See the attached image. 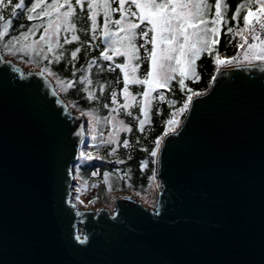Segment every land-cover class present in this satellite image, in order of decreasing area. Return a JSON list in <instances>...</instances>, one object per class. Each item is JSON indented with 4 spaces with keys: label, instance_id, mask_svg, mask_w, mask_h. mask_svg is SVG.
Wrapping results in <instances>:
<instances>
[{
    "label": "water",
    "instance_id": "1",
    "mask_svg": "<svg viewBox=\"0 0 264 264\" xmlns=\"http://www.w3.org/2000/svg\"><path fill=\"white\" fill-rule=\"evenodd\" d=\"M38 72L13 62L12 85L0 82L8 226L26 227L39 241L0 254L3 264H264V65L220 69L164 137L156 208L119 196L113 213L75 203L88 121ZM241 226L242 243L219 242Z\"/></svg>",
    "mask_w": 264,
    "mask_h": 264
},
{
    "label": "snow or ice",
    "instance_id": "2",
    "mask_svg": "<svg viewBox=\"0 0 264 264\" xmlns=\"http://www.w3.org/2000/svg\"><path fill=\"white\" fill-rule=\"evenodd\" d=\"M76 6L83 11L85 0H51V2L47 0H0V43H2L5 55L20 57L23 54L28 56L29 60L35 56L37 63L43 59L45 66L41 67L37 74L44 77H57V73L49 65L65 57L61 44L67 45L70 40L80 42V37L75 34L76 24L73 22L76 18ZM210 7L208 0H86V16L90 22L91 40L85 39L82 42L88 46L83 49L84 54L87 55L92 47L102 45V50L98 55L99 60L112 62L114 57L123 58V62L115 63V68L119 70L123 78V88L120 89V93L124 97L122 107L125 111L129 108L128 101L136 100V95L129 91V85L143 86L142 91L137 94L141 97L139 113L142 117L136 125L138 129L143 131V126L150 122L148 112L150 102L157 98L153 96L154 92L160 89L171 90L178 85L180 91L184 93L181 106L173 109L165 121L164 133L157 136L153 142L154 146L149 152L153 158V164L157 163L158 155L163 156L167 152L170 141L164 138L165 135L174 132L182 123L179 117L189 109L193 97L202 95L192 88H187L185 91L186 80L201 78L197 61L203 63V58L206 56L217 69L238 64L240 61L239 55L221 56L219 52L222 19L227 23L222 10L226 6L222 5V0H215V11L209 16ZM238 11L239 8H237ZM112 13H118L119 18L113 19ZM101 14L103 23L98 25L97 17ZM21 16L30 23L17 24L16 21ZM253 17H255L254 23L259 26V32H264V3H261L259 11L255 14L249 9L243 15V28H237L235 32L232 27L227 28V34L240 35L243 43L237 42L235 48L238 52L243 50V59L250 66L256 62L264 64V39H259L257 43L258 30L250 23V18ZM236 19V13H233L231 20ZM16 28L26 30L16 32ZM40 29L42 31H38ZM246 30L251 34L250 43L247 36L243 35ZM61 32L65 33L63 37L60 35ZM97 34L101 39L99 43L93 44ZM37 35L38 40H29L30 37ZM138 38L143 43H138ZM146 44H150V49L144 47ZM141 48H143V55L140 54ZM81 51V47H74L70 51L73 62ZM145 59L146 70L138 75L141 61ZM95 63L97 59L90 61L89 67ZM0 65H2L0 82L10 87L13 78L9 74V69L12 68L13 60L0 56ZM80 80L83 82L86 77L82 75ZM56 84L57 87L75 86L72 79L60 80L58 77ZM99 90L104 92L103 84L99 86ZM158 98L165 99L162 92L159 93ZM87 99H93L92 91L88 92ZM111 104L117 105L115 91L111 92ZM104 107L109 109L108 104ZM111 112L112 109H109L110 116ZM107 122L116 131H120L121 127L124 130H130L129 126L122 121L114 122L109 118ZM111 135L114 137V133ZM107 143L113 144L114 139H109ZM122 143L124 147H127L129 139L124 138ZM114 151L115 148H110L109 155ZM80 156L88 160L94 158L91 152L82 151ZM104 175L107 177L108 173ZM6 190L7 169L3 161H0V254H7L10 249L27 251L39 242L38 237L26 227L16 230L9 228ZM26 195V192H22V200ZM80 202L83 203V201ZM73 238L80 244L86 240V237L82 238L80 234H75ZM242 241V226L219 238L221 243L240 244ZM0 264L3 262L0 261ZM12 264H34V262L20 259L13 261ZM161 264H170V262L165 259Z\"/></svg>",
    "mask_w": 264,
    "mask_h": 264
},
{
    "label": "trees",
    "instance_id": "3",
    "mask_svg": "<svg viewBox=\"0 0 264 264\" xmlns=\"http://www.w3.org/2000/svg\"><path fill=\"white\" fill-rule=\"evenodd\" d=\"M47 2H51V0H47ZM208 3L211 5L209 9V16H211L215 11V0H208ZM222 5L226 6L222 10L227 23L222 19L219 52L221 56H233L237 52L235 44L241 38L240 35L233 36L232 34H227V28L232 27L234 32L237 28H243V15L249 9L255 14L259 5L257 0H222ZM237 8H239L238 12ZM233 13H236L237 16L235 21L231 20ZM111 15L113 19L119 18L118 13H112ZM75 17L73 21L76 24L75 34L80 37V42L70 40V43L67 45L61 44V49L65 51V57L61 58L59 62L53 61V64L49 65L57 73V77L60 80L72 79L74 82V87H68L66 85L58 87L63 90L62 96L64 101H67L76 112L79 111L84 114L90 113L95 118L96 125L100 131L109 128L107 120L113 117L121 118L130 129L123 131L119 135L118 140L113 144L108 143L105 145L101 141L95 143L89 151L94 158L85 160L78 166L79 177L81 181L88 182L91 187H97L98 193H95L94 203L104 202L110 192L127 191V189H130L135 193L143 194L150 187L151 180L157 168V164L152 163L153 158L149 155L150 149L154 146L153 142L155 138L164 133L165 121L169 118L173 109L181 106L184 93L180 91L178 85L171 90L160 89L155 92L154 96L157 98L151 101L148 110L150 122L143 126V131L138 129L136 125L139 123V118L142 117H140L139 113L141 97L137 94L142 91L143 86L129 85V91L133 95H136V102L131 103L128 110L125 111L122 107L124 97L120 93V89L123 88V78L119 74V70L115 68V63L123 62V58L114 57L112 62L99 60L98 55L99 51L102 50V45L100 47H92L87 52V55H85L83 49L88 46L82 42L85 39L91 40L90 22L86 16V0L83 11L79 6H76ZM40 19L43 20V18ZM16 23L27 25L30 22L21 16L17 19ZM97 23L98 25H102V14L97 17ZM20 30L26 29H15L16 32ZM38 31H42V29ZM60 35L63 37L65 33L61 32ZM38 39V35L29 38L30 41ZM100 39L99 34H97L93 44L99 43ZM138 43H143V41L138 38ZM74 47H81L82 51L78 53L77 59L73 62L70 51ZM144 47L150 49V44H146ZM140 54L143 55V48L140 49ZM18 59L23 60L25 63L35 65L38 68L45 66V61L41 59L37 63V57L35 56L29 60L28 56L21 54ZM93 59H97V63L91 64L89 67V62ZM197 63L199 64L198 72L201 78L199 80H186L185 91L187 88H192L195 92L203 94L210 88L213 82L216 67L206 56L203 58V63H200V61H197ZM146 67L145 59L141 61V68L138 69V75H141L146 70ZM73 72H75V75H73ZM82 75L86 77V80L83 82L80 80V76ZM57 77L51 78L56 82ZM101 84L104 85V92H100L99 90ZM89 91H92V100L87 99ZM112 91L116 92V106L111 104ZM160 92L163 93L164 100L158 98ZM105 104H108L109 109H112L111 116L109 109L104 107ZM157 109L159 111H156ZM187 113L183 115L184 119ZM124 138L129 139V145L127 147L123 146L122 140ZM110 148H115V151L111 155H109ZM83 150L86 151L85 148ZM95 157L99 158L97 159ZM105 173H108L107 177H110V183L107 182Z\"/></svg>",
    "mask_w": 264,
    "mask_h": 264
},
{
    "label": "rangeland",
    "instance_id": "4",
    "mask_svg": "<svg viewBox=\"0 0 264 264\" xmlns=\"http://www.w3.org/2000/svg\"><path fill=\"white\" fill-rule=\"evenodd\" d=\"M252 19L253 18H251L250 21ZM0 48L2 50V55L6 59H12L13 62L16 63V65H18V66H22L23 65V69L26 72L29 73V72H32L34 70H39L40 69V68H38L35 65L25 63L23 60L18 59V57H7L5 55V53H4L2 43H0ZM235 65L236 64L223 66L220 69L233 67ZM245 65H248V63L247 62L244 63V66ZM220 69L216 68L214 77H215V75L218 73V71ZM51 80H52V78H51ZM53 82L55 83L57 93L62 96L63 90L61 88L59 89L57 87L55 81H53ZM154 95H155V92L153 93V96ZM134 102H136V100L135 101H132V100L128 101L129 105L131 103H134ZM150 104H151V102H150ZM188 111H189V109H187L186 113ZM78 113L83 114L86 117L87 121H88V129H87V132L85 134V138H84L83 143H82L81 152L82 151L83 152H89L92 149L93 145L95 143H97L98 141H104L103 144H105V145L108 144L107 141L109 139H114V142H116L118 140V138H119V135L123 131H127V130H124L123 127H121L120 131H116L115 128L111 127L110 125H109L108 129L100 131L98 126L96 125L95 118L90 113L84 114V113L79 112V111H78ZM185 114H181L180 117H179V119L182 121V123L184 121L183 115H185ZM112 119H113L114 122L122 121L124 124H126L119 117H113ZM182 123H180L178 125V127L176 128L175 131H177L181 127ZM110 128H111V133H114V137L110 133ZM94 137H95V139H94ZM84 148L86 149V151L83 150ZM158 158H159V155L157 157L156 173H155V175L153 176V178L151 180L150 187L143 194L135 193L134 191H131L130 189H127V191L123 190V191H119V192H117V191L116 192H110L107 195V198H106V200L104 202L88 203L89 201H93L94 200L95 193L96 192L98 193V190H97V187H91L88 182L81 181V179L79 177L78 166H79L80 163H82V162H84L85 160H88V159L81 158V156L79 155V160L77 161V164L75 166V174L77 175V179L75 180V187H74V201H75V203L78 205V207L80 209H89V210H92L94 212H98L100 208H105V209H108L111 213H113V212H115V209H116L115 200L117 199V197L125 195V196H128L129 198L138 199L139 201H141L143 203V205L145 207H147L149 209H155L156 206H157V203H158L159 194H160L161 189H162V184H161V181L159 180V173H158ZM107 182L110 183V177H107ZM77 189H79V191H77ZM80 201H83V203H81Z\"/></svg>",
    "mask_w": 264,
    "mask_h": 264
},
{
    "label": "built area",
    "instance_id": "5",
    "mask_svg": "<svg viewBox=\"0 0 264 264\" xmlns=\"http://www.w3.org/2000/svg\"><path fill=\"white\" fill-rule=\"evenodd\" d=\"M257 3H258L259 8H260V5H261V3H264V0H257ZM259 8L257 11H259ZM254 19H255V17L250 21V23H251L252 27L257 28V30H258L259 35H258L257 43H259V39H264V32H259V26L254 23ZM244 35L247 36L248 42L250 43L251 42V34L246 30ZM239 42L243 43V41H241V40ZM242 52H243L242 49L239 52L237 50V52L233 55V56H237V55L240 56L239 64H236V65H241V64L246 63V61H244V59H243Z\"/></svg>",
    "mask_w": 264,
    "mask_h": 264
},
{
    "label": "bare ground",
    "instance_id": "6",
    "mask_svg": "<svg viewBox=\"0 0 264 264\" xmlns=\"http://www.w3.org/2000/svg\"><path fill=\"white\" fill-rule=\"evenodd\" d=\"M255 65H257V64H255ZM258 65H260V64H258ZM245 66H246V65H245ZM122 197H128V196L122 195Z\"/></svg>",
    "mask_w": 264,
    "mask_h": 264
},
{
    "label": "flooded vegetation",
    "instance_id": "7",
    "mask_svg": "<svg viewBox=\"0 0 264 264\" xmlns=\"http://www.w3.org/2000/svg\"><path fill=\"white\" fill-rule=\"evenodd\" d=\"M256 64H260L259 62H256ZM260 65H264V64H260Z\"/></svg>",
    "mask_w": 264,
    "mask_h": 264
}]
</instances>
